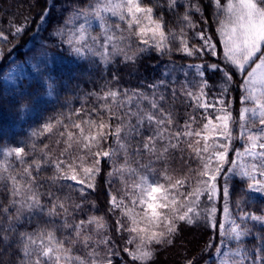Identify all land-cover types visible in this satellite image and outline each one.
Returning <instances> with one entry per match:
<instances>
[{
	"label": "snow or ice",
	"instance_id": "obj_1",
	"mask_svg": "<svg viewBox=\"0 0 264 264\" xmlns=\"http://www.w3.org/2000/svg\"><path fill=\"white\" fill-rule=\"evenodd\" d=\"M210 2L217 9L216 31L223 45L224 65L211 63L206 67L211 73L222 74L219 98L215 104L206 102L207 80L201 81L197 92L185 88L182 94L205 110L219 105L215 122L202 114L201 119L206 122L202 127L193 128L198 124L197 117L188 115L184 124L178 125L172 111L156 100L149 101L150 109L139 105L135 109L126 108L134 98H149L136 90L129 95L112 88L87 94L101 101L98 108L81 107L66 118L63 113L49 117L38 128H33L30 136L39 139L56 135V144L65 145L58 156L49 150V144L41 147L35 140L28 151L22 146L0 150L3 156L0 186L8 196L7 204L0 208V255L11 252L14 264H113L111 258L102 257L99 251L103 246L108 257L119 255L109 246L112 238L105 217L77 218L86 203L95 208L94 201H87V194L89 189L95 191L101 160L106 159L112 165L108 172L110 179L106 181L110 189L108 212L113 215L119 212L117 232L135 234L127 240V244L135 243V248H124L133 262L153 264L159 248L174 244L182 224L193 226L203 220L213 229L218 227L222 238L238 242L231 252H223V256L241 259H222L220 264H244L251 250L245 249L242 238L249 235L256 236L254 264H264V254L259 248L264 242V231L253 233L247 225L241 227L245 218L264 225V215L244 211L242 200H237L241 221L237 224L231 219L229 208L232 195L229 182L233 176L246 181V193L264 198V0ZM180 7V0H166V3L162 0L147 3L145 0H92L86 6L72 8L75 18L83 19V23L69 27L65 19L52 35L60 37V42L81 60L91 54L99 56L105 66H110L116 57H120L125 66L135 64L149 47L160 55L175 50L193 56L203 54L205 49L216 55L217 46L205 35L207 29L197 33L203 45L188 46L185 29L197 27L192 14L201 13V5L186 3L184 11L177 14ZM165 8L176 16L179 33L166 19ZM50 12L46 7L40 21H45ZM93 19L98 21L100 29L95 35L90 30ZM13 27V35L23 33L27 18L24 24ZM178 37L180 47L173 49L171 41ZM0 39L7 40L2 31ZM136 41L145 47H134ZM195 67L198 75L204 77L202 66ZM235 75L241 78L238 121L233 117L231 100L224 99L230 93ZM112 79L118 76L113 74ZM163 83L161 80L160 84ZM54 84L56 81L49 84V89ZM48 94L51 95V91ZM164 100V96L159 97V101ZM232 126L238 127V135H234ZM190 137L193 139H187ZM236 139L243 141L242 149H232ZM230 150L233 151L231 160ZM178 159L181 166L175 168L173 165ZM17 164L19 167H15ZM49 169L51 175L42 178L41 174ZM113 177L118 178L121 185L116 193L111 191ZM218 178L224 181L220 189ZM67 181L74 183H63ZM46 184L45 193L41 190ZM65 188L69 191L61 198L57 192ZM218 191L222 193L224 206L223 220L217 225L213 201ZM72 193H79L80 202H76ZM202 197L207 201L203 207ZM25 215L46 217L45 226L32 232L18 231L17 226ZM216 253H221L219 246ZM0 264L5 262L0 259ZM185 264H196V260L194 257L186 259Z\"/></svg>",
	"mask_w": 264,
	"mask_h": 264
},
{
	"label": "rangeland",
	"instance_id": "obj_2",
	"mask_svg": "<svg viewBox=\"0 0 264 264\" xmlns=\"http://www.w3.org/2000/svg\"><path fill=\"white\" fill-rule=\"evenodd\" d=\"M208 5L212 8L213 12L217 13V9L213 6L210 0H206ZM91 1H87L85 4L79 2L77 6H86L91 3ZM147 3L148 0H145ZM181 7L178 8L177 14L182 13L184 11V5L186 3H199L198 0H180ZM222 3H226L227 0H221ZM76 6V7H77ZM55 13V12H54ZM159 14V12H157ZM200 14L195 13L192 14V19L197 25L195 28H187L192 30H197L200 26ZM51 19L53 13L50 14ZM166 19L170 21V26L179 33L180 24L177 22L176 16L168 15L165 13ZM223 14L221 13V16ZM57 17L55 19V24L51 20V25L49 27L46 26V22L48 19L43 21L36 32V36L34 38V44L30 48V50L25 54V56L21 59H11L7 66L0 72V85L1 91L0 93V138L5 139L6 141L0 142V150L4 147H25V150H29V146L33 140L39 146H43L40 143L49 144L50 151H53L54 155L58 156L60 152L63 150L65 145L61 142L59 145L56 144L57 136H42L39 139L33 138L30 136V133L33 128H38L42 125L45 120L49 117H57L59 114L63 113L65 118L68 114L75 109L84 107L85 109H91L93 106L99 107L101 101H97L95 97H89L87 94L90 92H99L102 88L107 90L108 88H112L115 90H119L121 93L127 92L129 95L132 94L133 90H136L139 93H142L144 96H147L148 100H143L139 98H134L130 104H127L125 107H131L135 109L136 105H139L143 108L150 109L151 100H156L158 103H162L165 109L171 110L173 116L176 118L178 125H183L184 121L187 119L188 115H195L197 117L198 124H194L193 128L202 127L203 123L206 120L201 119V115L208 117L209 119H213L218 114L219 105H216L215 108L202 109L196 107L194 105L193 99L186 97L182 94L183 89H187L189 91L197 92L198 86L202 80H207L208 87L204 89L206 93V102L209 104H215V101L219 98L220 87H218L219 81L221 79V73H211L207 71V65L216 62H198L195 64H179L174 62L173 60H166L165 62V71L161 74H152V78L142 74V68L148 62H150V55L152 53H156L154 49L149 47V50L142 53L135 64L129 63L127 66V72L125 73L126 79H134V83L132 84H124L122 86V82L118 79L113 80L112 77L109 76L113 74H120L123 69H120L124 64L120 62V57H116L115 61L110 66H105L100 63L99 56H93L91 54H87V58L81 60L76 57L69 51V48L66 44L60 42L61 38L57 36H53L52 32L60 27V24L63 20L67 19L69 21V27L73 24L78 25L79 23H83V19H76L73 12L69 11V13L64 16L62 19L59 18L57 13ZM217 17V15H216ZM114 19V18H112ZM218 22V18H217ZM92 34H96L100 31L98 21L92 20L91 29ZM196 37V36H195ZM194 38V37H193ZM193 38H187L188 46L191 48L193 46L200 47L203 45L204 41L201 39L192 40ZM102 39V37H101ZM134 47H145L140 44L139 41L133 45ZM171 47L173 49L180 47L179 37L173 41H171ZM103 51V49H99ZM208 49H205L203 54ZM109 51H111V47H109ZM167 54V52H165ZM171 54H183L182 52H178L173 50ZM200 53H196L195 55H203ZM219 64V63H218ZM195 65H201L202 70L205 71V76L200 77L197 73V69ZM125 66V65H124ZM133 72V76L128 77L130 73ZM119 77V76H118ZM163 80L164 83L160 84V81ZM52 81H56V84L49 89V84ZM155 84L156 87L152 88L149 85ZM49 91H51V95H49ZM175 92V95L173 93ZM70 93L71 98H75V101H70ZM38 94V95H37ZM36 97L35 99L44 104L45 107L40 110L39 114L33 111L31 107L26 106L24 101L27 100L29 96ZM37 95V96H36ZM164 96L165 100L163 102L159 101V97ZM65 97V98H64ZM123 99V97H121ZM226 101L230 100L229 94L224 97ZM56 102L58 103L56 106L60 107V110L57 112L52 111L49 107H52ZM251 106V105H249ZM215 122V120H214ZM7 131L5 138H3V133ZM11 133H17L16 139L19 140V143H16V139L12 140L9 136ZM235 135V134H234ZM193 139V138H187ZM7 142V141H11ZM243 147V141L240 140V145L235 148ZM232 148V149H235ZM233 156V151L229 152V160H231ZM31 156L28 157L31 160ZM0 159H3L2 152H0ZM13 159V158H10ZM250 159V158H248ZM106 160V159H105ZM102 161V160H101ZM106 164L108 165V170L106 174V181L110 178L108 177V172L111 170V162L106 160ZM179 159L173 165L175 168H180ZM196 166L195 162L192 165ZM15 167H19V165H15ZM42 175H51V169L42 173ZM230 183L232 188V195L229 199V208L232 213L231 219H234L237 224H240V216L239 209L236 207V201L242 200L241 207L244 211L249 213H254L256 215H264V198L260 197L258 194L245 192L246 181H242L240 177L233 176ZM258 179L260 177H257ZM114 181V185L111 188L113 193H116V190L120 188V181L118 178H111ZM207 179V178H205ZM63 183H74L71 181L63 182ZM47 190V188H45ZM91 189L88 190V192ZM109 186L107 185V193H109ZM42 191V190H41ZM69 190L65 188L62 192H57L61 198L68 192ZM46 193V191H44ZM73 198L76 202H80L79 193H72ZM217 199V198H216ZM216 199L213 203L216 206ZM43 200L47 201V195L43 197ZM202 200L205 201L206 206L207 201L206 197H202ZM8 196L2 186H0V208L7 204ZM88 215H96L102 216L97 213L95 208H86L84 207L82 214L81 212L78 215L79 218H86ZM116 219V216H119V212L113 215ZM47 218L39 215L28 216L25 215L23 217L22 223L18 225V231H27L32 232L39 227L45 226V220ZM127 220V218H124ZM216 219V216H215ZM221 220H223V213ZM220 220V221H221ZM247 225V227L253 230V233L258 231H264V225L258 224L255 221H251L248 218H245L244 224L241 225L243 227ZM227 226H230L227 225ZM194 229V233L199 232L202 229H212V227L206 223L205 221H200L197 225L191 226ZM126 236V245L129 249L135 248V243L127 244V240L130 238V234L127 231L122 232ZM224 239V243H221V240ZM242 242L245 245L246 250H251L248 253V259L244 260V264H254L252 257L255 255L254 245H256V236L249 235L242 238ZM235 240H227L225 238H220L219 247L221 248V253H215L211 264H220L222 259H241V257L231 256L224 257L223 252H231V249L236 247ZM109 246L111 247L110 243ZM259 248L264 254V242L259 244ZM101 252V256L104 258H108L106 254V249L101 246L99 248ZM80 254V253H78ZM9 257H12L10 260ZM98 259L100 257H97ZM0 259H2L5 264H14L15 257L11 252L6 255H1Z\"/></svg>",
	"mask_w": 264,
	"mask_h": 264
},
{
	"label": "trees",
	"instance_id": "obj_3",
	"mask_svg": "<svg viewBox=\"0 0 264 264\" xmlns=\"http://www.w3.org/2000/svg\"><path fill=\"white\" fill-rule=\"evenodd\" d=\"M91 0H0V31H2L6 36L7 40L0 39V72L8 65L11 59H21L25 56V54L30 50V48L34 44V38L36 36V32L40 28L41 21L40 16L44 13L45 8L51 9V13H53V17L51 19V15L49 14L46 22V26L49 27L51 25V20L55 24V19L57 17V13L59 18L62 19L66 16L69 11H72L73 7H76L79 2H86ZM162 2L166 3V0H162ZM201 5V14H200V26L197 30L185 29L186 38H193L192 40L200 39L197 35L198 32L204 31L205 35L212 38V43L216 44V55H213L211 50H207L203 55H193L187 56L182 54H169L164 53L163 55L156 53H152L150 55V62L142 68V74L152 78V74H162L165 71V62L166 60H173L179 64L192 65L198 62H216L224 65L223 59V45L220 43V37L217 34V17L213 12L210 5H208L206 0H198ZM181 3V2H180ZM178 10V9H177ZM176 10V12H177ZM165 13L173 16V13L169 12L167 8L164 9ZM55 12V13H54ZM27 18V27L23 33L18 35H13L15 32V27L20 26L25 23ZM207 20L208 23L205 24L204 21ZM196 36V37H195ZM125 65V64H124ZM121 66L120 69H123L120 74H116L118 80L124 84H132L134 83V79H126L125 73L127 72L128 66ZM133 74L130 73L128 77ZM113 76V75H112ZM111 75L109 76L112 77ZM133 76V75H132ZM241 83V78L239 75L234 76V83L230 86L229 97L232 102V113L234 119L238 121L239 118V110L241 108L240 96L241 91L239 85ZM0 85V91H1ZM2 94V93H0ZM38 95V94H37ZM36 95V96H37ZM36 97L29 96L27 100L24 101L26 106L31 107V109L37 114H39L40 110L44 111V104H41ZM65 98V97H64ZM70 101H75V98H71L70 93ZM60 102H56L52 107H49L52 111L57 112L60 110V107L56 106ZM233 133L238 135L239 130L238 127L232 126ZM7 131L3 133V138L6 136ZM12 140H15L17 137V133H11L9 135ZM7 141V142H11ZM6 141L5 139L0 138V142ZM16 143H19V140L16 139ZM40 144H44L43 142ZM240 145V140L236 139L232 143V148H235ZM227 167V166H225ZM108 170V165L106 164V160L102 159L101 161V174L97 177L96 180V189L95 191L90 190L87 194V201L95 202V210L97 213L104 216L109 228L108 234L111 236L110 245L115 251L119 252V255H113L111 258L113 260V264H139V262H133L131 257L127 252L124 251L126 245V236L122 232L116 231V219L112 213L108 212L109 204V195L107 193V183H106V174ZM42 175V174H41ZM45 175H42V178ZM234 180V177L231 178L230 182ZM224 181L222 178H218L217 184L218 189H220L223 185ZM47 188V184L45 185ZM42 189V191H47ZM223 198L222 193L218 191L217 199H216V221L217 225L221 220L223 213ZM91 203L85 204V209L90 208ZM82 214V212H81ZM221 236L219 234L218 227L217 229H202L197 233H194V229L186 224H182L180 227V234L176 237L175 242L172 246L159 248L157 252V256L153 264H185L186 259H192L193 257L196 260V264H211L213 257L216 253V246H219V240ZM209 245H212L209 247ZM159 247V246H157ZM1 256V255H0Z\"/></svg>",
	"mask_w": 264,
	"mask_h": 264
}]
</instances>
